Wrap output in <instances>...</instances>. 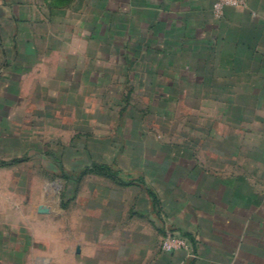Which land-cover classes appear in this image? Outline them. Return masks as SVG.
<instances>
[{"label": "crops", "instance_id": "1", "mask_svg": "<svg viewBox=\"0 0 264 264\" xmlns=\"http://www.w3.org/2000/svg\"><path fill=\"white\" fill-rule=\"evenodd\" d=\"M215 2L0 0V264H264V0Z\"/></svg>", "mask_w": 264, "mask_h": 264}, {"label": "rangeland", "instance_id": "2", "mask_svg": "<svg viewBox=\"0 0 264 264\" xmlns=\"http://www.w3.org/2000/svg\"><path fill=\"white\" fill-rule=\"evenodd\" d=\"M45 1L48 7L50 8V10H52L53 7L55 8L59 7L60 9L64 10L67 9L66 8L67 5L69 4L73 5L70 9L67 10L77 12L76 14H77L78 25L82 21V18L85 16L84 12L87 13L92 12L93 25L98 28L101 26V24L99 18L98 19L96 18L101 12V5L102 4L104 5V3H109L110 8H113V6L115 7V4L117 2V0H45ZM20 166L21 165H17V167L19 168L18 170H20L21 168ZM30 167L31 170L34 172L38 170L36 165L34 164L33 165L31 164ZM32 181L35 182V180L30 179L29 183H31ZM67 184L68 183L63 178L60 179L55 178L50 182L48 181V185L46 186V195L44 197V204L48 207L59 206V205L65 206L68 203V198L64 197V192L65 190H67ZM30 230L32 231L33 229L30 228ZM36 234H37V230L34 229L32 235L35 236ZM30 247L31 246H29V248ZM29 263L36 264L35 260L33 259L28 260V264Z\"/></svg>", "mask_w": 264, "mask_h": 264}, {"label": "built area", "instance_id": "3", "mask_svg": "<svg viewBox=\"0 0 264 264\" xmlns=\"http://www.w3.org/2000/svg\"><path fill=\"white\" fill-rule=\"evenodd\" d=\"M248 0H216L213 4L212 12L218 19H223L228 9H246ZM162 251L165 253H174L179 251L190 252L191 245L188 239L176 232L167 233L161 242Z\"/></svg>", "mask_w": 264, "mask_h": 264}]
</instances>
